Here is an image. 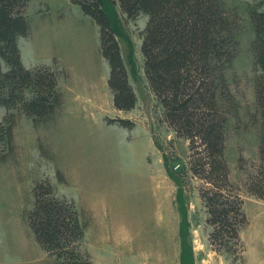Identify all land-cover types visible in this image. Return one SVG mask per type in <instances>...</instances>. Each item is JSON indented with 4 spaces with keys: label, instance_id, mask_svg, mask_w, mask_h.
Wrapping results in <instances>:
<instances>
[{
    "label": "rangeland",
    "instance_id": "374dc122",
    "mask_svg": "<svg viewBox=\"0 0 264 264\" xmlns=\"http://www.w3.org/2000/svg\"><path fill=\"white\" fill-rule=\"evenodd\" d=\"M222 2L238 41L226 72L236 106L226 104L224 148L246 217L238 246L227 239L223 246L212 242L200 195L206 184L190 170L188 140L163 121L145 79L140 47L148 17H127L117 3H105L137 95L136 107L122 112L113 107L94 20L72 0H29L30 30L18 38L22 63L53 67L63 99L55 115L42 121L15 111L11 118L0 106V122L12 124L10 136L0 142V264H62L36 242L26 219L32 188L43 179L57 198L72 201L78 210L85 226L76 245L82 261L264 264V196L249 191L263 166L249 13L264 12V0ZM116 119L130 120L133 127L109 123Z\"/></svg>",
    "mask_w": 264,
    "mask_h": 264
},
{
    "label": "trees",
    "instance_id": "16d2710c",
    "mask_svg": "<svg viewBox=\"0 0 264 264\" xmlns=\"http://www.w3.org/2000/svg\"><path fill=\"white\" fill-rule=\"evenodd\" d=\"M29 0H0V106L9 117L16 112L38 121L52 118L62 105L58 73L51 66L27 68L22 63L18 38L28 35ZM117 3L127 17L145 14L142 33L143 73L150 91L161 106L163 121L179 137L188 140L189 166L206 184L201 199L212 227L210 238L220 246L226 239L238 246L239 230L246 223L243 199L230 181L224 157L225 126L229 109L236 106L226 77L237 55L238 41L231 16L222 0H72L99 28L100 51L107 61V85L113 107L128 112L137 105L121 55L117 29L105 10ZM253 27L250 49L253 58L256 103L262 108L263 131L259 159L262 169L251 178L249 191L264 196V12L249 13ZM128 128L130 120L116 119ZM12 124L0 122V142L9 137ZM33 206L26 219L36 242L62 264L82 261L77 243L85 226L72 201L59 199L52 184L43 179L32 188ZM237 252V251H236Z\"/></svg>",
    "mask_w": 264,
    "mask_h": 264
},
{
    "label": "bare ground",
    "instance_id": "6f19581e",
    "mask_svg": "<svg viewBox=\"0 0 264 264\" xmlns=\"http://www.w3.org/2000/svg\"><path fill=\"white\" fill-rule=\"evenodd\" d=\"M49 67V66H48ZM58 84V83H57ZM26 257V256H25Z\"/></svg>",
    "mask_w": 264,
    "mask_h": 264
}]
</instances>
